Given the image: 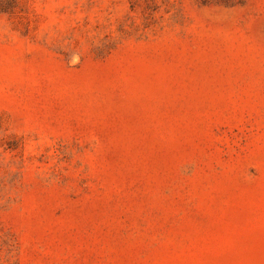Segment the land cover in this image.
<instances>
[{
    "label": "rangeland",
    "instance_id": "obj_1",
    "mask_svg": "<svg viewBox=\"0 0 264 264\" xmlns=\"http://www.w3.org/2000/svg\"><path fill=\"white\" fill-rule=\"evenodd\" d=\"M0 264H264V0H0Z\"/></svg>",
    "mask_w": 264,
    "mask_h": 264
}]
</instances>
